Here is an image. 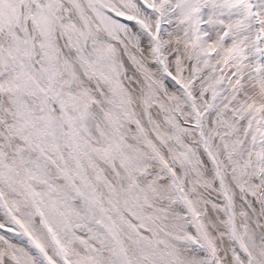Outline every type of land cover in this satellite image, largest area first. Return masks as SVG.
Instances as JSON below:
<instances>
[{"label":"snow or ice","instance_id":"obj_1","mask_svg":"<svg viewBox=\"0 0 264 264\" xmlns=\"http://www.w3.org/2000/svg\"><path fill=\"white\" fill-rule=\"evenodd\" d=\"M0 264H264V0H0Z\"/></svg>","mask_w":264,"mask_h":264}]
</instances>
